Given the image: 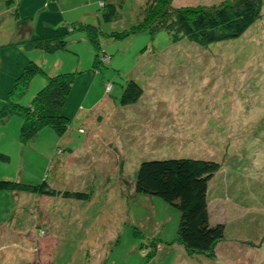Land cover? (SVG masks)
Here are the masks:
<instances>
[{
	"label": "rangeland",
	"instance_id": "1",
	"mask_svg": "<svg viewBox=\"0 0 264 264\" xmlns=\"http://www.w3.org/2000/svg\"><path fill=\"white\" fill-rule=\"evenodd\" d=\"M155 1L0 0V110L29 63L47 75L74 74L62 107L68 119L63 138L44 127L25 147L19 142L22 116L13 112L0 118V154L8 158L0 159V180L34 185L40 176L50 178L57 172L55 180L48 179L51 185L46 181L56 193L79 188L77 192L87 195L85 200L94 196L84 207L79 202L78 215L57 218V233L33 223L23 225L19 235L12 223L3 228L4 213L14 197L11 191L1 192L0 264L200 261V255L183 256L175 246L176 208L157 196L134 193L138 161L178 156L210 159L219 164L222 176L229 170L230 177V172L238 177L240 182L230 187L232 193L223 200L225 213L217 221L224 222L228 232L240 228L243 240L261 243L260 250L244 256L247 260L260 255L264 259V222H260L264 220V0L258 17L242 35L208 45L187 39L173 42L161 29L132 32ZM224 1L228 0H171L170 5L208 7ZM101 2L117 8L110 21L102 17ZM87 26L96 30L94 43L83 29ZM46 39H60L64 46L48 51L35 46L37 40ZM43 73L33 75L16 104H30L45 84ZM128 79L141 88V95L136 103L122 105L120 96ZM170 131L174 134L162 133ZM66 136L69 148L89 151L74 152L70 171L63 161L57 167L51 161L52 171L45 168L50 151L63 145ZM65 171L70 176L61 174ZM82 171L85 183L75 186L82 181L76 178ZM241 175L248 177L249 188ZM57 180L63 182L60 188L54 184ZM217 181L224 185L220 176ZM233 218L238 219L232 222Z\"/></svg>",
	"mask_w": 264,
	"mask_h": 264
},
{
	"label": "trees",
	"instance_id": "2",
	"mask_svg": "<svg viewBox=\"0 0 264 264\" xmlns=\"http://www.w3.org/2000/svg\"><path fill=\"white\" fill-rule=\"evenodd\" d=\"M170 3L171 0H158L153 6L148 5L142 20L133 26L132 32L142 30L154 32L161 29L171 35L173 42L187 39L197 45L231 40L242 35L253 24L259 15L261 0H228L208 7L178 8H173ZM101 6L104 7L102 17L105 21L115 17L117 8L114 4L101 2ZM83 29L94 43L96 30L89 26ZM35 46L48 51L62 48L64 41L37 40ZM101 57H104L103 54ZM36 73L43 72L36 64L29 63L14 80L12 92L6 99L7 104L0 110V118L13 112H18L22 116L19 128V142L22 145H26L44 127L61 136L68 126V119L62 114V107L74 81L73 73L57 75L43 73L45 84L35 94L30 104L27 107L16 104L17 95L27 89L30 79ZM140 95L141 88L133 80L128 79L121 92L120 103L122 105L136 103ZM0 159L8 158L0 154ZM221 171L219 164L210 159L157 158L143 160L138 165L134 176V193L157 196L176 208L178 221L174 241L178 250H183L184 256L195 254L200 255V259L213 258L216 245L225 238L227 230L224 222L217 221L220 214L217 215L215 205H223L224 198H228L232 193L230 187H234V184L240 181L232 172L230 177L229 170L223 176ZM219 176L224 182L222 186L217 181ZM239 177L243 180L241 182L244 183V187L249 188L250 181L245 180L248 177L243 175ZM253 180L262 182L260 179ZM0 191L29 192L45 196L60 194L62 197L76 200H85L87 196L77 191L56 193L45 180L34 185L0 180ZM245 206L247 207V204ZM237 219L233 218L231 221L236 222ZM260 222L264 220L260 219ZM255 223H259L258 217ZM236 232L242 234L240 228L236 229ZM156 247L157 243L155 249ZM161 251L162 249L159 252ZM198 262L195 261V264H200Z\"/></svg>",
	"mask_w": 264,
	"mask_h": 264
},
{
	"label": "crops",
	"instance_id": "3",
	"mask_svg": "<svg viewBox=\"0 0 264 264\" xmlns=\"http://www.w3.org/2000/svg\"><path fill=\"white\" fill-rule=\"evenodd\" d=\"M163 128V127H161ZM40 132V131H39ZM38 132V134H39ZM163 134L167 135V134H174L173 131H170L168 133L162 132ZM37 134V135H38ZM148 134V133H147ZM37 135L35 136V138H37ZM65 135V134H64ZM61 136L60 138L64 137ZM67 137V136H66ZM52 142L57 143V140L55 139V137H52ZM59 139V138H58ZM33 140V138H32ZM32 140H30L27 144H32ZM63 140V145H58L56 146L55 150H51L50 151V155H49V162L47 163V166H45V168L47 169H51L52 171V167H50V162H54L55 163V167H57V163L60 162H64L65 163V167L68 168V166H72L73 167V162L75 161V159L73 160V154L74 152L77 153H84L87 154V151H89L88 148H78V147H74L71 146L70 148L67 146L68 142L70 141V139L67 137ZM27 144L25 145V147L27 146ZM58 148V149H57ZM119 153V152H118ZM104 154V153H102ZM118 156V155H117ZM51 157L53 160H51ZM190 156H178V157H168V158H189ZM87 158H85L86 160ZM153 159H157V158H153ZM158 159H163V158H158ZM203 159V158H202ZM206 159V158H204ZM117 160H119L117 158ZM143 160H148V159H143ZM141 160V161H143ZM140 161V162H141ZM138 161V164L140 163ZM49 165V166H48ZM69 170V168H68ZM56 171V168H55ZM70 171V170H69ZM49 173V170H48ZM55 175L50 176V178L52 180H55V176L56 178L57 176V172H54ZM62 175H64V177L66 178L67 176H70L71 173L68 172H61ZM29 175H31V173H29ZM41 180L45 179V181L49 182V185L52 184L51 180L49 181L48 176L45 174L44 176H40ZM87 177L86 173L84 171L80 172L79 177L77 176L76 178H81L82 181H76L75 182V186H78L79 184H83L85 183V178ZM120 180V178L118 179V181ZM51 182V183H50ZM95 182V181H94ZM54 184L56 185H63L62 181L57 180V183L54 182ZM93 185V184H91ZM60 188V186H59ZM63 190H67L65 188H62ZM103 189V188H101ZM100 189V190H101ZM61 190V189H59ZM100 190L96 191L99 192ZM73 191H80L79 188H74ZM3 191H0V193ZM12 192V196L14 197V199L12 200V204H10L9 208L6 210V212L4 213V217L5 219L3 220L2 223H4L5 225L3 226V228L9 227V224L12 223L15 228H16V233H19V235H21L23 232L18 231L19 229H21L23 227V225L25 224H35L38 228L40 227H52V229H54L53 232L57 233L59 230L57 229V227L60 225V222H58L56 219L58 218L59 221L60 219H62L63 217L66 218L67 216L69 217H73V215H78L79 212L76 211V207L81 206V203L79 202H83L82 207H84V204L89 203V201H92L93 197H90L89 201L88 200H72V199H68V198H61V197H45L42 195H37V194H31V193H26V192ZM98 195V194H97ZM99 198V196H97V199ZM99 200V199H98ZM16 202V204H15ZM15 204V205H14ZM38 204V205H37ZM215 211L217 212V215L220 214L219 217H221L225 212V205H215ZM63 208V209H61ZM58 211H60L61 215L58 216ZM213 212V213H216ZM12 213V216H10V214ZM222 214V215H221ZM238 215V214H237ZM233 234H238L240 237L237 236H233ZM243 235L236 232V230H234V232L232 231H227L225 234V238L223 241H221L220 243H218L215 247L214 250V257L213 258H202L200 259V264H236V263H246V264H263L264 263V259H261V255L260 258L258 257H254L251 258L250 260H247L244 256H247L248 254H253L252 251L255 250H260V248H258V246L261 244H256V243H249L245 240H243ZM246 239V238H244ZM258 252V251H257ZM180 254L183 255L184 252L181 249L180 250ZM184 256V255H183ZM259 259V260H258ZM187 261V259H184V263Z\"/></svg>",
	"mask_w": 264,
	"mask_h": 264
}]
</instances>
